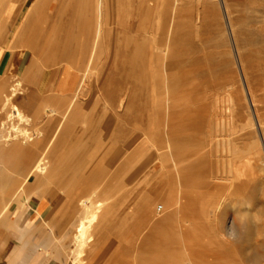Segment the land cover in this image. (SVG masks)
<instances>
[{
  "label": "rangeland",
  "instance_id": "rangeland-1",
  "mask_svg": "<svg viewBox=\"0 0 264 264\" xmlns=\"http://www.w3.org/2000/svg\"><path fill=\"white\" fill-rule=\"evenodd\" d=\"M23 1H29L27 13L33 0ZM49 2L40 8L32 2L26 25L34 29L19 48L23 51L40 43L38 51L25 73L11 76L7 91L0 95V146L7 136L22 140L28 135L29 141L40 144L37 160L45 157L46 172L34 169L36 160L26 183L24 176H16L12 169L16 157L8 153L0 156V177L5 179L0 189L13 195L15 188L24 185L29 194H46L50 189L64 194V166L50 164L51 146L60 143L68 120L63 115L74 112L69 114L74 98L88 105L97 99L98 124L114 119L110 131L100 127L99 140L119 134L122 155L112 165L106 159V165L92 167L79 149L73 152L71 193L83 191L74 199L69 227L56 231L58 257L65 264H264V0ZM145 18L149 26L163 19V27L170 28L167 50L165 45L155 49L149 42L154 63L130 47L145 36L136 35ZM89 22L93 30L80 34ZM131 23L135 29L127 32ZM0 24L14 36L22 20ZM175 30L178 35L184 30L187 37L170 38ZM172 58L175 67H166ZM141 59L146 65L152 62L147 72ZM66 62L82 65L78 72L85 86L76 97L62 101L54 84ZM13 104L27 117L10 120ZM44 108L55 109L52 117L46 116ZM90 120L74 121L72 132L86 133ZM75 134L70 137L78 142L80 134ZM92 168L102 180L88 190V182L82 179ZM34 176L40 180L33 187ZM183 195L197 208L200 221L197 217L195 223L183 219L165 224V215L179 217L175 211ZM148 196L153 202L144 207L142 201ZM11 198L9 208L15 203ZM97 201L101 208H96ZM92 211L97 216L78 256L77 225ZM131 221L136 228L124 229Z\"/></svg>",
  "mask_w": 264,
  "mask_h": 264
},
{
  "label": "crops",
  "instance_id": "crops-1",
  "mask_svg": "<svg viewBox=\"0 0 264 264\" xmlns=\"http://www.w3.org/2000/svg\"><path fill=\"white\" fill-rule=\"evenodd\" d=\"M28 2L23 0L0 1V22L6 21L16 24L22 20V24L16 29L14 36H11V31H9L10 33H8V30L5 31L2 24H0V95L7 89L11 76L25 73L30 65L33 54L38 51L37 46L40 43H37L33 48L26 47L23 51L19 48L20 45L26 44L24 42L25 35L22 33L26 26L27 16L31 10L33 1L26 13ZM74 35L72 34L71 37ZM15 45L18 46L16 47ZM80 67L71 62H66L61 75L56 78L54 85L62 101H69L76 97L75 94L79 91V87L83 81L81 74L78 72ZM67 69H69L70 73H67ZM12 71L15 72L13 73ZM74 100L75 102L69 114L74 112L67 116L68 120L66 121L64 131H62L60 143L54 147L51 146L52 152L50 153V164L52 166H64L62 181L65 183V193L50 189L46 194L42 191L37 194H29V190L25 191L23 189L24 185L23 187L20 185L18 188H15L13 195H10L8 189H0V264H65L58 257L59 252L55 241L57 239L56 231L59 229L65 230L69 227V214L73 208L74 199L79 197L83 191L76 190V193H71L73 192V180L70 175L71 170L69 165H74V161L71 160L74 155L73 152L79 149L82 155L88 159V163H92V167L98 164L102 166L106 165V159L107 164L112 165L114 159L118 160L121 158L122 146L120 145L119 134L116 137L113 135L108 140L104 139L102 141L99 140L98 135L100 127L110 131V126L114 125V119L98 124V118L101 116V107L98 100H89L90 105L87 104L88 101L76 103L77 100L75 98ZM117 116L120 121V115ZM84 118L92 119L90 120V130L86 133L72 132L74 121L77 122ZM59 133H61V130ZM72 134H80L78 142H74L73 136L70 137ZM8 153L11 154L10 156L16 157L12 167L16 171V176L22 175L25 182L30 183L31 175L26 178V174L40 155V144L34 147H18L16 151L10 150L8 147L0 150V156L2 157H8ZM4 169L8 171V167ZM16 176L13 178L14 181L19 180V177L16 178ZM38 178L34 176L33 187L35 183L38 186V180H40ZM3 180L5 181V179L0 177V181ZM101 180L99 172L95 174L93 168L88 170L87 179H82V181L88 182V190L94 188ZM7 181L9 180L7 179ZM9 197H12V201H15L11 208H9ZM162 208L163 206L160 210ZM62 214L65 216L63 215L64 217L62 216L60 219ZM118 223L112 227L114 231L118 229ZM132 228H136V222L130 223L125 229Z\"/></svg>",
  "mask_w": 264,
  "mask_h": 264
},
{
  "label": "bare ground",
  "instance_id": "bare-ground-1",
  "mask_svg": "<svg viewBox=\"0 0 264 264\" xmlns=\"http://www.w3.org/2000/svg\"><path fill=\"white\" fill-rule=\"evenodd\" d=\"M33 1H35V5H37V6H39V8L41 7V5H45V4H47L49 1H51V0H33ZM48 1V2H47ZM61 1H73V0H61ZM165 2V1H164ZM51 2H49V4H50ZM52 5L53 4H55V3H51ZM134 4V3H133ZM160 4V3H159ZM163 4H165V3H163ZM48 5V4H47ZM62 5H63V3H62ZM68 5V4H67ZM178 5V4H177ZM54 6V5H53ZM52 6V7H53ZM66 6V5H65ZM159 6V5H158ZM161 6V5H160ZM163 6V5H162ZM174 6V5H173ZM50 8H51V6H49ZM55 7V6H54ZM159 8V7H158ZM162 8V7H161ZM226 8V11H227V7H225ZM53 9V11H55V9L54 8H52ZM73 9V8H72ZM124 9V8H123ZM154 9V8H153ZM35 10V9H34ZM69 10V9H68ZM67 10V11H68ZM225 10V9H224ZM65 11V10H64ZM153 12V11H152ZM162 12V11H161ZM66 13V12H65ZM64 13V14H65ZM57 14V13H56ZM63 14V13H62ZM63 14V15H64ZM225 14H227V13H225ZM175 15V14H174ZM144 16V15H143ZM228 16V15H227ZM47 17V16H46ZM66 17V16H65ZM149 17V16H148ZM175 17H176V15H175ZM143 18V17H142ZM151 18H152V16H151ZM158 18V17H157ZM209 18V17H208ZM153 19V18H152ZM74 20V19H73ZM72 20V21H73ZM151 20V19H150ZM167 20V19H166ZM61 21V20H60ZM144 22L143 23H141V25L139 24H137L138 25V28L136 27V35H140V34H143V35H145V36H143L142 38V40L141 41H139L138 42V40H136L135 42H134V44L133 45H131L130 47H132V49L137 53V52H139V51H142L144 54V58H146V60L148 59V58H150V60L154 63V59H152V53L150 54V52H151V49H152V46H150L149 45V42H154V45H155V49L156 48H160L161 46H159V45H165V49L164 50H167V46H166V44H165V41H166V38H167V36H169L168 35V31L170 30V28H169V30H168V28L167 27H163V24H166V22L163 20V19H161V21H157L158 22V25L156 26H154V25H152L153 24V22H152V24H150V25H152V26H149L148 25V21H147V19L145 18L144 20H143ZM152 21V20H151ZM154 21H155V19H154ZM228 21H229V18H228ZM133 22V21H132ZM140 22V21H139ZM156 22V21H155ZM156 22V23H157ZM56 23V22H55ZM66 23V22H65ZM155 24V23H154ZM161 24V25H160ZM56 25V24H55ZM47 26H48V24H47ZM134 25H133V23H131L130 25H129V27H128V29H127V32H132L135 28L133 27ZM161 26V27H160ZM228 26H230V28H231V24H230V21H229V25ZM87 27V28H86ZM86 27H83V29H82V32L80 33V34H84L85 32H86V30L88 31V30H93V26H91L90 25V22L87 24V26ZM80 28V27H79ZM25 29V30H24ZM24 29H23V35H25V38L26 37H28L29 35H30V33H31V31L30 30H33L34 29V27H31V25L30 24H28V25H26L25 27H24ZM58 29V28H57ZM174 29H176L175 28V26H174V28H173V30ZM195 29V28H194ZM47 30V29H46ZM141 30V31H140ZM177 30H178V28H177ZM177 30H175L176 32H174V33H170L171 34V37L170 38H180V39H184L185 37H187V35H186V32H184V30L182 31V33H181V30H180V32H179V35L177 34L178 32H177ZM37 31V30H36ZM49 31V30H48ZM71 31V30H70ZM80 31H81V29H80ZM142 31H143V33H142ZM179 31V30H178ZM30 32V33H29ZM79 33V32H78ZM177 34L178 36H180V37H177V35L175 36L174 34ZM92 34H93V32H92ZM108 34V33H107ZM149 35V39L147 38V36ZM173 35V36H172ZM108 36V35H107ZM27 40V39H26ZM32 40V39H31ZM30 40V41H31ZM133 41V40H132ZM133 43V42H132ZM187 43V42H186ZM30 44H28L27 46H29ZM184 45V44H183ZM197 45V44H196ZM16 46V45H15ZM18 46V45H17ZM16 46V47H17ZM15 47V48H16ZM29 47H31V46H29ZM164 47V46H163ZM173 48H175V47H173ZM12 49V48H11ZM19 49V48H18ZM161 49V48H160ZM163 49V48H162ZM176 49V48H175ZM175 49H171V53H173L174 52V50ZM25 50V49H24ZM131 50V49H130ZM154 51V50H153ZM160 52V51H159ZM167 52V56L169 55L168 53L170 52L169 50L168 51H166ZM187 52V51H186ZM129 53V52H128ZM185 54V53H184ZM136 55H138V54H136ZM155 56H157V54H156V52H155ZM155 56H154V58H155ZM165 56V55H164ZM185 56V55H184ZM135 57H137V56H135ZM169 57V56H168ZM165 58V57H164ZM167 58V57H166ZM182 58H183V60H185L184 59V57L182 56ZM91 59V58H90ZM133 59H135V58H133ZM142 60V59H141ZM182 60V59H181ZM96 61V60H95ZM134 61V60H133ZM133 61H131V62H133ZM143 61V60H142ZM139 62L140 64H145L146 62L145 61H143V62ZM87 62V61H86ZM145 62V63H144ZM152 62L151 63H149L148 65H146L145 64V67H143L144 69L143 70H145L146 72H147V70H149V68L151 67V65H152ZM175 62H176V60H174L173 58H172V60H170L169 61V63L166 65V67H170V68H174L173 67V65L175 64ZM182 62V61H181ZM136 63H138L137 62V60H135V65H136ZM240 63V62H239ZM128 65V64H127ZM134 65V66H135ZM10 66V65H9ZM240 67V66H239ZM133 69H134V67H133ZM132 69V70H133ZM136 70V69H135ZM140 70H141V68H140ZM139 70V71H140ZM168 70V69H167ZM131 71V70H130ZM169 71V70H168ZM13 72V71H12ZM15 72V71H14ZM13 72V73H14ZM67 73H70L69 72V69H67ZM144 73V72H143ZM103 74V73H102ZM134 74H136V73H134ZM243 74V73H242ZM144 75V74H143ZM146 75H147V73H146ZM169 76V75H168ZM107 77V76H106ZM121 77V76H120ZM245 78V77H244ZM125 79V78H124ZM135 79V78H134ZM138 79V78H137ZM100 80V79H99ZM99 80H98V82H99ZM102 81V80H101ZM122 81V80H121ZM120 81V82H121ZM126 81V80H125ZM173 81V80H172ZM127 82V81H126ZM174 82H175V80H174ZM20 83V82H19ZM129 83V82H128ZM136 83V82H135ZM142 83V82H141ZM145 83H147V82H145ZM173 84V83H172ZM83 86H85V85H81L80 87H79V89L80 90H82V88H83ZM134 86V85H133ZM142 86H144V84L142 85ZM135 87V86H134ZM86 88V87H85ZM137 88V87H136ZM97 89V88H96ZM147 89V88H146ZM4 90V89H3ZM14 90V89H13ZM133 90V89H132ZM141 90H143V88L141 89ZM149 90V89H148ZM7 91V90H6ZM99 91V90H98ZM122 91V90H121ZM135 91V90H134ZM9 92V91H8ZM2 93H4V92H2ZM127 93V92H126ZM117 94V93H116ZM134 94V93H133ZM136 94V93H135ZM14 95H15V92H14ZM249 95L251 96V94H250V91H249ZM6 96V95H5ZM13 96V95H12ZM11 96V97H12ZM2 97V96H1ZM87 97V96H86ZM133 97V96H132ZM83 98V97H82ZM79 100H81L80 99V96H79V98H78ZM10 100H11V98H10ZM9 100V101H10ZM122 100V99H121ZM124 100V99H123ZM0 101H1V99H0ZM8 101V100H7ZM93 101V100H92ZM122 102V101H121ZM253 102V101H252ZM2 103H3V101H2ZM119 104V103H118ZM125 104V103H124ZM82 105V104H81ZM122 105V104H121ZM121 105H119L120 107H121ZM253 105H254V103H253ZM2 107V106H1ZM39 107V106H38ZM89 107V106H88ZM41 109V108H40ZM81 109V108H80ZM10 110V109H9ZM44 110H45V112H47V115L46 116H48V118H50V117H52V114H53V112H55V109L53 108V109H46V108H44ZM43 110V111H44ZM49 111V112H48ZM10 112V111H9ZM38 112V111H37ZM85 112V111H84ZM25 117H27V116H25V114H23V112L21 111V109H20V107L18 106V105H16V104H13L12 105V111L10 112V114H9V118H10V120H14L15 118H20V119H24ZM33 117V116H32ZM56 117V116H55ZM63 117L66 119L67 118V115H63ZM58 118V117H57ZM64 120V119H63ZM257 120H258V123H259V119H258V117H257ZM256 120V121H257ZM54 121L56 122V120L54 119ZM53 121V122H54ZM253 121V120H252ZM254 128V127H253ZM16 129V128H15ZM14 130V129H13ZM15 131V130H14ZM17 131V130H16ZM15 131V132H16ZM19 131V130H18ZM14 134V133H13ZM18 134V133H17ZM23 134V133H22ZM19 135V134H18ZM24 135V134H23ZM11 136V135H10ZM17 135H13V136H11V137H6L5 139H4V141H6V143H5V145H2V146H0V150L1 149H6L7 147L10 149V150H17V148L18 147H22V146H31V147H34V146H36L39 142H37L36 144H35V142L33 141H29V140H31V138L28 140V135L26 136V138H25V136H23L22 138H24V139H22V140H19V139H21V137H16ZM19 136H21V134L19 135ZM64 139V138H63ZM40 140V139H39ZM7 141H10V143L9 142H7ZM4 143H2V144H4ZM44 156H41L40 158H39V160H37V162H36V164L34 165V169H40V172L41 173H45L46 172V167H47V164H45V162H44ZM173 158V157H172ZM174 161V160H173ZM176 161V160H175ZM177 168V167H176ZM38 171V170H37ZM39 172V171H38ZM180 175V174H179ZM176 176V175H175ZM184 179V178H183ZM27 181V180H26ZM183 190V189H182ZM183 192V191H182ZM182 197H184V195L183 196H181V199H180V205L178 206L179 207V210H177V201H176V204H173V206L175 207V209L177 210V211H175V213H180V215H179V217H177L178 215L177 214H174V216H173V214L171 215V214H167L168 212L166 211V214L167 215H165V217L163 218L164 220V223L166 224L167 222H172L173 220H175L176 222H180V221H182L183 219H185L186 221H191V223H195V221H196V219H197V217H198V221H200V217L198 216V211H197V208L195 207V208H193V207H191V205H189V199H187L186 198V200H184V198L182 199ZM143 198V197H142ZM141 199V198H140ZM142 200V199H141ZM140 200V201H141ZM168 200H169V202L170 203H172V199H170V198H168ZM182 200V201H181ZM153 202V200L151 199V197H145L144 199H143V201H142V204L144 205V207H149V203H152ZM104 203V202H103ZM138 203V202H137ZM136 203V204H137ZM141 204V203H140ZM152 205V204H151ZM150 205V206H151ZM101 205H100V203H99V201H97L96 202V208H101L100 207ZM138 206V205H137ZM163 206V205H162ZM168 207L170 206L169 204L167 205ZM107 209V208H106ZM135 209H136V207H135ZM140 209V208H139ZM145 209V208H144ZM144 209H142L143 211H144ZM148 209V208H147ZM146 209V210H147ZM137 211H138V209H137ZM93 212V211H92ZM99 212V211H98ZM97 214V211H94L93 213H87V214H85L82 218H81V220H80V222H79V224L77 225V232H76V235H75V240H77L78 242H79V244H78V248H79V250L76 252L77 254L76 255H78V256H81L83 253V251H84V248H86L85 247V244H86V235H87V232H88V230L90 229V226H91V224H92V221L94 222V218L97 216L96 215ZM197 214V215H196ZM154 216V215H153ZM105 217V216H104ZM133 218V217H132ZM153 218V217H152ZM131 219V218H130ZM154 219V218H153ZM153 219H151L152 221H153ZM156 220V219H155ZM123 221V220H122ZM125 221V220H124ZM123 221V222H124ZM146 221V220H145ZM144 221V224L145 223H147V222H145ZM150 221V220H149ZM148 221V222H149ZM162 221V220H161ZM122 222V223H123ZM153 222H155V224H156V221H153ZM159 222V221H158ZM176 222H174V223H176ZM96 223V222H95ZM131 223H133V221H131ZM94 224V223H93ZM124 224V223H123ZM126 224V223H125ZM154 223H151V225H152V227L155 225H153ZM161 225V224H160ZM163 225V224H162ZM121 226V225H120ZM123 226V225H122ZM127 225H125V227H126ZM157 226H159V224H157ZM125 227L123 226V228L125 229ZM147 227V226H146ZM155 227V226H154ZM153 227V228H154ZM120 228V227H119ZM156 228V227H155ZM123 229V230H124ZM122 231V230H121ZM150 232V231H149ZM154 232V230H152L151 231V233H153ZM119 233V232H118ZM147 235H149L148 233H147ZM153 235H154V233H153ZM150 236V235H149ZM150 237H152V235L150 236ZM90 239H91V237H89L88 238V240L90 241ZM147 239H148V237H147ZM94 251V250H93ZM86 255V254H85ZM78 263V262H77Z\"/></svg>",
  "mask_w": 264,
  "mask_h": 264
},
{
  "label": "built area",
  "instance_id": "built-area-1",
  "mask_svg": "<svg viewBox=\"0 0 264 264\" xmlns=\"http://www.w3.org/2000/svg\"><path fill=\"white\" fill-rule=\"evenodd\" d=\"M161 207H162V206L160 205V206L158 207V209L160 210V209H161Z\"/></svg>",
  "mask_w": 264,
  "mask_h": 264
}]
</instances>
